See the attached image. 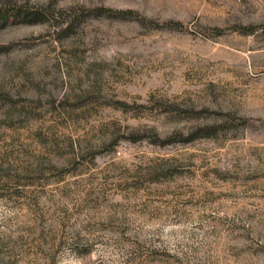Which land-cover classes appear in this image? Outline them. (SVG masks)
Segmentation results:
<instances>
[{
	"label": "rangeland",
	"instance_id": "obj_1",
	"mask_svg": "<svg viewBox=\"0 0 264 264\" xmlns=\"http://www.w3.org/2000/svg\"><path fill=\"white\" fill-rule=\"evenodd\" d=\"M0 264H264V0H0Z\"/></svg>",
	"mask_w": 264,
	"mask_h": 264
},
{
	"label": "trees",
	"instance_id": "obj_2",
	"mask_svg": "<svg viewBox=\"0 0 264 264\" xmlns=\"http://www.w3.org/2000/svg\"><path fill=\"white\" fill-rule=\"evenodd\" d=\"M16 14H18V12L17 11H13L12 13H11V15H4V16H2V17H0V20H2V21H5V20H7L10 16H15Z\"/></svg>",
	"mask_w": 264,
	"mask_h": 264
}]
</instances>
